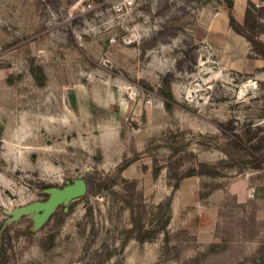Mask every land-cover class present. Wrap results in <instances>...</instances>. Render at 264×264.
Here are the masks:
<instances>
[{"label": "rangeland", "instance_id": "rangeland-1", "mask_svg": "<svg viewBox=\"0 0 264 264\" xmlns=\"http://www.w3.org/2000/svg\"><path fill=\"white\" fill-rule=\"evenodd\" d=\"M122 2L0 0V264H264V61L220 0Z\"/></svg>", "mask_w": 264, "mask_h": 264}, {"label": "water", "instance_id": "water-1", "mask_svg": "<svg viewBox=\"0 0 264 264\" xmlns=\"http://www.w3.org/2000/svg\"><path fill=\"white\" fill-rule=\"evenodd\" d=\"M88 187V181L85 178H79L73 182L68 181L63 187H49L44 190V193L49 194L47 200L36 201L12 211H6L9 217L4 227L19 221L23 216L31 215L34 221V229H40L60 205H68L71 201L83 197L88 193Z\"/></svg>", "mask_w": 264, "mask_h": 264}, {"label": "trees", "instance_id": "trees-1", "mask_svg": "<svg viewBox=\"0 0 264 264\" xmlns=\"http://www.w3.org/2000/svg\"><path fill=\"white\" fill-rule=\"evenodd\" d=\"M220 1L228 12L231 28L247 39L256 57L264 59V5L249 1L243 19L239 20L236 15V0ZM175 187L178 188L179 184Z\"/></svg>", "mask_w": 264, "mask_h": 264}, {"label": "crops", "instance_id": "crops-1", "mask_svg": "<svg viewBox=\"0 0 264 264\" xmlns=\"http://www.w3.org/2000/svg\"><path fill=\"white\" fill-rule=\"evenodd\" d=\"M252 1L257 5H264V0H236V15L239 20L243 19L244 11L248 5V2ZM213 27L217 31V33L221 35H227L228 39L231 40V42H234L236 46H240L245 44L247 52L252 51V47L250 43L247 41V39L236 33L230 26V19L228 16V12L225 11L222 13L221 18L218 21L213 22ZM258 61H264V59H261L259 57L256 58Z\"/></svg>", "mask_w": 264, "mask_h": 264}, {"label": "built area", "instance_id": "built-area-1", "mask_svg": "<svg viewBox=\"0 0 264 264\" xmlns=\"http://www.w3.org/2000/svg\"><path fill=\"white\" fill-rule=\"evenodd\" d=\"M124 4L125 7H128V6H133L134 5V0H123L122 2ZM113 41H115V38H112Z\"/></svg>", "mask_w": 264, "mask_h": 264}]
</instances>
